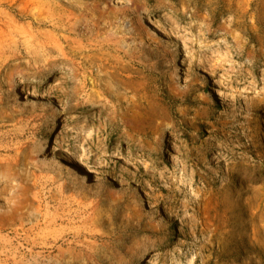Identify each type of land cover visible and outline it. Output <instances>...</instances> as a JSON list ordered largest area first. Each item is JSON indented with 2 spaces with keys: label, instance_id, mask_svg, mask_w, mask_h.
<instances>
[{
  "label": "rangeland",
  "instance_id": "obj_1",
  "mask_svg": "<svg viewBox=\"0 0 264 264\" xmlns=\"http://www.w3.org/2000/svg\"><path fill=\"white\" fill-rule=\"evenodd\" d=\"M23 1L0 264H264V0Z\"/></svg>",
  "mask_w": 264,
  "mask_h": 264
},
{
  "label": "bare ground",
  "instance_id": "obj_2",
  "mask_svg": "<svg viewBox=\"0 0 264 264\" xmlns=\"http://www.w3.org/2000/svg\"><path fill=\"white\" fill-rule=\"evenodd\" d=\"M21 1H22V0H21ZM24 1H25V0H24ZM24 1H23V2H24ZM22 6L25 7V6H26V3H25V5H22ZM125 13H126V12H125ZM164 15H167V13H163V14H162V16H164ZM117 28H119V27H117ZM127 29H128L127 27H124V28H123V30H127ZM111 30H112V29H111ZM1 32H2V31H1ZM125 32H126V31H125ZM112 33H113V32H112ZM109 37H111V36H109ZM115 37H116V35H115ZM113 38H114V37H113ZM118 39H119V38H118ZM121 39L125 40L124 37H121ZM114 40H115V39H114ZM112 41H113V40H112ZM116 41H117V40H116ZM113 42H114V41H113ZM115 44H116V43H115ZM97 132H100V130L97 131ZM260 154H261V153H260ZM263 156H264V155H263ZM3 161H4V160H3ZM78 164H81L82 167L85 168V169H86V167H87L83 162H81V161H79V160H78ZM20 231H21V230H20ZM23 239H24V238H23ZM25 241H26V240H25ZM6 258H7V257H6Z\"/></svg>",
  "mask_w": 264,
  "mask_h": 264
}]
</instances>
